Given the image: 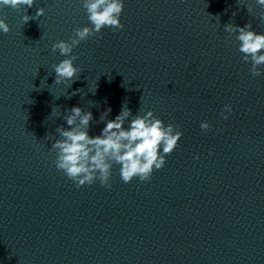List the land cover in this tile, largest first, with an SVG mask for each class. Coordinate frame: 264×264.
Segmentation results:
<instances>
[{
    "label": "clouds",
    "instance_id": "clouds-1",
    "mask_svg": "<svg viewBox=\"0 0 264 264\" xmlns=\"http://www.w3.org/2000/svg\"><path fill=\"white\" fill-rule=\"evenodd\" d=\"M34 3L35 0H0V7L8 6L17 10L23 7L26 13L27 8H31ZM81 3L91 27L76 28L70 42L60 40L52 45L53 52L59 50L62 56L69 57L53 66L56 83L73 82L80 72L73 63L77 57L71 55L74 47L89 37L97 36L105 27L113 30L124 28L120 19L124 9L123 0H81ZM256 3L264 8V0H256ZM248 11H252L250 5ZM43 14L44 9L38 8L36 16ZM261 18L264 19V14ZM22 19L27 23L32 17L25 14ZM0 31L5 34L10 31L3 18H0ZM224 31L229 35L236 34L235 39L240 42L238 50L243 54L242 60L251 63L252 76L260 77V66L264 65V34L253 31L251 23L243 27L229 23L224 25ZM232 111V105L225 104L220 113L221 118L227 120ZM110 112L111 108L107 109L100 121H105ZM130 117L129 127L126 129L124 125ZM63 119L68 128L56 129L61 139H55L51 148L56 153L55 167L72 180L77 188L91 185L96 180L110 188L113 163L121 166L120 176L123 182L130 183L136 177L142 182H148L155 170L165 166L166 156L178 147V141L183 135L173 124L166 126L151 110L144 115L133 116L127 104L122 106L115 119L107 120L101 134L95 137L88 132L93 120L92 112L73 107ZM200 127L208 131L210 124L202 122ZM195 158L199 159V156Z\"/></svg>",
    "mask_w": 264,
    "mask_h": 264
}]
</instances>
